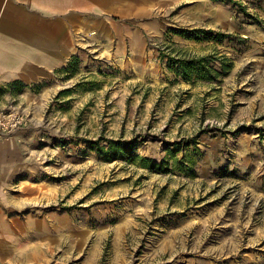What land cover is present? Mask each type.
I'll return each mask as SVG.
<instances>
[{
    "label": "rangeland",
    "instance_id": "obj_1",
    "mask_svg": "<svg viewBox=\"0 0 264 264\" xmlns=\"http://www.w3.org/2000/svg\"><path fill=\"white\" fill-rule=\"evenodd\" d=\"M131 7L14 101L0 206L30 231L9 263L264 264V0Z\"/></svg>",
    "mask_w": 264,
    "mask_h": 264
},
{
    "label": "crops",
    "instance_id": "obj_2",
    "mask_svg": "<svg viewBox=\"0 0 264 264\" xmlns=\"http://www.w3.org/2000/svg\"><path fill=\"white\" fill-rule=\"evenodd\" d=\"M132 0H0V107L51 82L76 55L81 28L115 36L117 18L132 17ZM126 26V23L123 24ZM22 134L0 139V182L20 158ZM19 218L0 206V264L19 259Z\"/></svg>",
    "mask_w": 264,
    "mask_h": 264
},
{
    "label": "built area",
    "instance_id": "obj_3",
    "mask_svg": "<svg viewBox=\"0 0 264 264\" xmlns=\"http://www.w3.org/2000/svg\"><path fill=\"white\" fill-rule=\"evenodd\" d=\"M26 123L24 114L17 108L14 101H8L0 107V139L9 137L21 130Z\"/></svg>",
    "mask_w": 264,
    "mask_h": 264
},
{
    "label": "trees",
    "instance_id": "obj_4",
    "mask_svg": "<svg viewBox=\"0 0 264 264\" xmlns=\"http://www.w3.org/2000/svg\"><path fill=\"white\" fill-rule=\"evenodd\" d=\"M181 67L183 69L182 76L186 77V69L190 68L193 64L188 63L185 64L184 62L180 61ZM198 72H201V69L196 68ZM127 144L123 142H109L108 146L106 148H101L100 153L103 156V158L106 161H110L112 159H115L116 157L120 156L122 154V148L126 147Z\"/></svg>",
    "mask_w": 264,
    "mask_h": 264
},
{
    "label": "bare ground",
    "instance_id": "obj_5",
    "mask_svg": "<svg viewBox=\"0 0 264 264\" xmlns=\"http://www.w3.org/2000/svg\"><path fill=\"white\" fill-rule=\"evenodd\" d=\"M59 86V84H55V86L53 87L54 89H56ZM48 91V89H47Z\"/></svg>",
    "mask_w": 264,
    "mask_h": 264
}]
</instances>
